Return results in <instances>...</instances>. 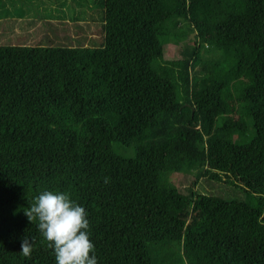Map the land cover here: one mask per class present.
<instances>
[{
	"label": "trees",
	"instance_id": "obj_1",
	"mask_svg": "<svg viewBox=\"0 0 264 264\" xmlns=\"http://www.w3.org/2000/svg\"><path fill=\"white\" fill-rule=\"evenodd\" d=\"M82 1L90 44L0 45V264H55L43 190L85 208L98 264H264V0Z\"/></svg>",
	"mask_w": 264,
	"mask_h": 264
},
{
	"label": "clouds",
	"instance_id": "obj_2",
	"mask_svg": "<svg viewBox=\"0 0 264 264\" xmlns=\"http://www.w3.org/2000/svg\"><path fill=\"white\" fill-rule=\"evenodd\" d=\"M24 214L30 222L36 221L55 264H98L89 236L87 212L69 194L43 190L33 198ZM32 250L33 240L25 237L20 244V253L29 257Z\"/></svg>",
	"mask_w": 264,
	"mask_h": 264
},
{
	"label": "crops",
	"instance_id": "obj_3",
	"mask_svg": "<svg viewBox=\"0 0 264 264\" xmlns=\"http://www.w3.org/2000/svg\"><path fill=\"white\" fill-rule=\"evenodd\" d=\"M39 1H30V0H22L21 4H25L23 7V13L19 16L16 17L15 11L13 6L9 3H6L7 8H9V14H11L10 19H8L11 23H13V26L15 27V30L23 33L25 36L27 35H33L35 38L37 36H41L39 34V31L45 32L44 34L47 35L48 33H51L50 35L62 40L64 43L74 41L76 40V35H78V40L76 41L78 43L82 42L87 34V31L89 28L93 27L95 28L96 23L98 22V18L94 17V14L92 11L89 10V8L92 6L91 3L83 2L82 0H59L56 1L55 4L49 5L48 3L45 4V8L51 7L53 8V14L55 15V18H50L47 17V10L43 11V15L46 14V17H40V18H35L34 15V6L38 3ZM49 9V8H48ZM68 9V10H67ZM67 10V12H66ZM88 11L89 15L88 18H85L86 20L83 21L84 24L79 25L78 31L76 33V28L74 29H68V28H60V27H55V21L58 20L59 22H64L67 23V25L70 27L71 23L73 22L75 24L78 23L79 21H73L71 15H75V13H80V11ZM0 9V14L1 13ZM72 11V12H71ZM3 12V11H2ZM27 12V13H24ZM6 18L3 16L0 17V20ZM35 21V22H34ZM81 21V20H80ZM73 30V35L68 34V31ZM81 30V31H80ZM56 32H65L64 35H60L59 33L57 34ZM95 32L90 34L89 38H87L86 42L84 45L90 44V40L95 38L93 37ZM33 38L32 40L34 41ZM89 39V40H88Z\"/></svg>",
	"mask_w": 264,
	"mask_h": 264
},
{
	"label": "rangeland",
	"instance_id": "obj_4",
	"mask_svg": "<svg viewBox=\"0 0 264 264\" xmlns=\"http://www.w3.org/2000/svg\"><path fill=\"white\" fill-rule=\"evenodd\" d=\"M8 1V0H5ZM45 1V0H44ZM68 10V9H67ZM66 10V12H67ZM72 12V11H71ZM13 13V12H12ZM5 16V19L0 20V45H13V46H32L35 44V42H40L44 39H39L40 36H37L36 38L33 35H27L25 36L23 33L15 30V27L13 26V23H11L8 19H10L11 14ZM23 12L22 11H15L16 17H19ZM27 13V12H24ZM72 17V15H71ZM55 21V27H60V28H68V29H74L76 28V33L78 31V27L81 24H84L83 21H79L78 23L75 22V24L73 22H69L71 23L70 27L67 25V23L64 22H59L58 20H54ZM74 21V20H73ZM95 28L98 30L99 33V25H95ZM94 29L93 27L89 28L86 34L85 39L82 41V44H84L87 40V38H89L90 34H92L93 32H96L97 30ZM81 31V30H80ZM57 34L59 33L60 35H64L65 32H56ZM51 33H48L47 36H49ZM68 34L73 35V30L68 31ZM100 34V33H99ZM95 37V36H93ZM33 38L34 41L32 40ZM76 40L73 41V46L77 45V40H78V35H76ZM100 41V40H98ZM178 50L179 47L176 46L174 43L168 44L165 48V58L166 59H174L178 56ZM171 181L180 189H184V186H188V183L186 184V179L183 175H173L171 177ZM199 192L201 193H218L219 192V185L214 184V187H212L211 185L207 186L205 184H203L202 186H199L198 188ZM182 264V263H179Z\"/></svg>",
	"mask_w": 264,
	"mask_h": 264
},
{
	"label": "water",
	"instance_id": "obj_5",
	"mask_svg": "<svg viewBox=\"0 0 264 264\" xmlns=\"http://www.w3.org/2000/svg\"><path fill=\"white\" fill-rule=\"evenodd\" d=\"M195 37V33H193L187 40L186 42H189L191 39H193ZM184 45V42L180 43L179 46H183Z\"/></svg>",
	"mask_w": 264,
	"mask_h": 264
}]
</instances>
